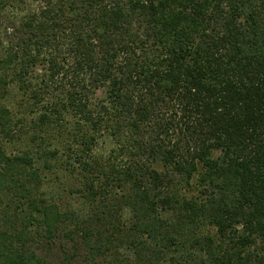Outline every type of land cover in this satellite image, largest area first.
<instances>
[{
	"label": "trees",
	"instance_id": "1",
	"mask_svg": "<svg viewBox=\"0 0 264 264\" xmlns=\"http://www.w3.org/2000/svg\"><path fill=\"white\" fill-rule=\"evenodd\" d=\"M0 264H264V0H0Z\"/></svg>",
	"mask_w": 264,
	"mask_h": 264
}]
</instances>
